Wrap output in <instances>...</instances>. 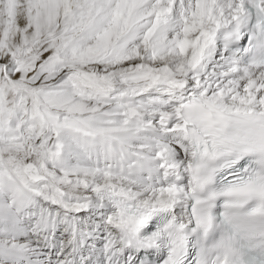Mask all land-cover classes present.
<instances>
[{
	"label": "snow or ice",
	"instance_id": "obj_1",
	"mask_svg": "<svg viewBox=\"0 0 264 264\" xmlns=\"http://www.w3.org/2000/svg\"><path fill=\"white\" fill-rule=\"evenodd\" d=\"M0 264H264V0H0Z\"/></svg>",
	"mask_w": 264,
	"mask_h": 264
}]
</instances>
